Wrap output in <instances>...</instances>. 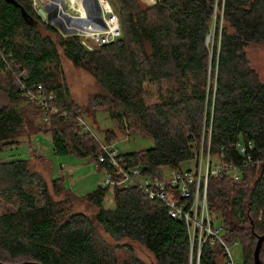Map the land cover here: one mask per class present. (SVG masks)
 Returning a JSON list of instances; mask_svg holds the SVG:
<instances>
[{"label": "trees", "instance_id": "16d2710c", "mask_svg": "<svg viewBox=\"0 0 264 264\" xmlns=\"http://www.w3.org/2000/svg\"><path fill=\"white\" fill-rule=\"evenodd\" d=\"M16 1L31 21L20 7L0 0V90L8 99L0 107V153L19 144L30 128L29 134L52 135L55 154H75L98 162L105 172L112 170L99 161L97 139L73 117L55 114L45 126L37 123L42 108L28 101L8 68L20 65L28 72V86L42 83L54 94L56 106L85 116L65 78L62 51L100 87L89 97L88 110H105L119 129L154 140L151 148L122 153L129 166H141L146 175L162 176L164 167L181 169L195 160L202 142L207 151L209 139L210 154L241 167L245 156L239 142L254 145V160L264 156V82L247 55L250 45H264V0L219 4L216 16H222L224 26L217 27L212 48L207 38L216 0H157L154 6L115 0L123 36L93 49L83 36L64 35L48 24L34 0ZM104 135L112 142L114 132ZM34 165L31 159H0V196L10 205L0 212V261L149 264L125 242L136 241L157 264H190L187 223L172 217L166 204L150 200L136 187H115L114 206L107 208L108 186L79 196L65 188L62 178L51 181L55 197ZM241 169L239 179L228 173L209 177L208 206L224 240L242 244L243 264H255L258 237L264 234V163ZM82 202L95 211L74 210ZM211 239L202 247L200 264H218L217 258L225 256L221 242ZM260 258L264 264V242Z\"/></svg>", "mask_w": 264, "mask_h": 264}, {"label": "built area", "instance_id": "2783aa9c", "mask_svg": "<svg viewBox=\"0 0 264 264\" xmlns=\"http://www.w3.org/2000/svg\"><path fill=\"white\" fill-rule=\"evenodd\" d=\"M98 2L101 8L102 22L98 18L88 17L83 0L81 3L72 1L69 8L75 13H71L64 0H34V5L37 12L39 7L47 8L48 14L56 24H52L48 18H44V20L58 28L62 34H79L83 36L86 43L98 47L117 42L123 36L122 23L112 1L98 0ZM224 2L225 0H216L215 16L219 10V4L223 8ZM8 68L15 83L24 91L28 101L42 108L44 121H48L49 117L55 114L73 117L84 133H90L97 139L102 149L98 157L99 161L109 163L112 168V170L106 171L105 184L108 187L113 190L115 187L141 189L150 200L166 204L172 217L182 219L187 223L191 241L190 264H200L201 250L208 238H212V241L218 240L224 246L225 264H242L234 260L228 243L222 237V226L212 224L207 198L208 181L210 176H223L226 173L232 178L239 179L242 176V167L250 163H264V156L257 160L253 159L254 145L252 143L247 145L243 142L237 143L239 152L245 156L242 167L234 162H225L223 156L216 157L218 161L214 162V156L210 154V139L208 138L207 151L204 142H202L196 153L193 166L185 169L168 168V176L165 175L164 168L162 176L146 175L141 166H129L115 146L102 142L85 116L64 111L56 106L54 94H48L42 83L28 86L26 84L28 77L26 69L21 68L20 65L14 67L10 64H8ZM195 246L197 255L194 259Z\"/></svg>", "mask_w": 264, "mask_h": 264}, {"label": "rangeland", "instance_id": "374dc122", "mask_svg": "<svg viewBox=\"0 0 264 264\" xmlns=\"http://www.w3.org/2000/svg\"><path fill=\"white\" fill-rule=\"evenodd\" d=\"M72 1L81 3V0H64L71 13H75L71 8H69V6L72 4ZM140 2L146 6H154L157 0H152L151 3L148 0H140ZM220 11L221 9L219 8L218 14H220ZM218 26L220 28L224 26V19L222 16L218 18L214 15L211 37L209 38L211 48L214 44ZM61 54L62 69L72 92V96L82 107V109L87 111L84 112L85 118L92 126L96 136L104 143H111V145L115 146L120 153L138 152L143 149L153 147L154 140L152 138L147 137L139 132L127 133L124 132L123 129H119L109 117L107 111H94L87 109L89 97L95 92L99 91L100 87L95 78L90 73L75 67L62 51ZM247 55L249 57L250 63L257 70L260 78L264 82V45H250L247 48ZM7 103L8 99L6 95L0 90V107ZM36 122L42 124V126H45L46 124H44V122L47 121H44L42 116L41 119L36 118ZM28 130H30V128H26V132L19 138V144L12 147H7L0 153L1 160L31 159V163L35 164V168L40 170L48 180L49 189L52 195H54V191L51 181L55 178H62L65 188L79 196H84L99 186L107 187L105 184L106 172L100 168L98 162L81 158L75 154L57 155L53 150L52 135L50 133L39 132L33 135L29 134ZM107 130L114 132V135L111 139L112 142L109 140H104V133ZM216 157L218 156H214V162L218 161V158ZM194 164L195 161L193 160L187 161L184 162L181 167L185 169L193 166ZM167 169V167H164L166 176L169 175ZM113 191L114 190L111 187H108L104 202L107 208H112L114 206ZM8 209H10V205L6 203L5 200L0 196V212H4ZM74 210L92 213L95 211V208L90 207L85 202H82L76 204ZM101 234L110 243H115L114 240L104 232ZM125 242L129 243L130 246L133 247L135 254L142 260L149 264H157L154 255L145 246L136 241ZM228 245L234 260L243 264L244 253L242 244L238 242V240H234L230 241ZM217 263L225 264V256L220 255L217 258Z\"/></svg>", "mask_w": 264, "mask_h": 264}, {"label": "water", "instance_id": "95a60500", "mask_svg": "<svg viewBox=\"0 0 264 264\" xmlns=\"http://www.w3.org/2000/svg\"><path fill=\"white\" fill-rule=\"evenodd\" d=\"M13 4H15L16 6L20 7L21 8V12H22V15L23 17L25 18L26 21H31V17L30 15L28 14V12L25 10V8L20 4L18 3L16 0H7ZM84 1V5L86 7V11H87V15L88 17L90 18H98V20L100 19L101 22H102V18H101V8H100V5H99V2L98 0H83ZM113 5L115 6V8H117V3L115 0H111ZM47 8L45 7H39L38 8V13L40 14V16L44 19V18H48V20L52 23V24H56L53 22L50 14H48ZM59 25V24H58ZM61 26V25H59ZM61 28H63L61 26ZM65 30V29H63ZM209 35H208V38H207V42H209ZM84 44L89 48V49H93L94 47L88 43H86L84 41ZM264 242V234L260 235L258 237V241H257V245H256V248H255V252H254V263L255 264H263L262 261H261V258H260V249H261V246H262V243ZM0 264H8V263H5V262H2L0 261ZM18 264H42L40 262H36V261H24V262H21V263H18Z\"/></svg>", "mask_w": 264, "mask_h": 264}, {"label": "crops", "instance_id": "0c3cea01", "mask_svg": "<svg viewBox=\"0 0 264 264\" xmlns=\"http://www.w3.org/2000/svg\"><path fill=\"white\" fill-rule=\"evenodd\" d=\"M150 3H151V1L150 0H148Z\"/></svg>", "mask_w": 264, "mask_h": 264}, {"label": "bare ground", "instance_id": "6f19581e", "mask_svg": "<svg viewBox=\"0 0 264 264\" xmlns=\"http://www.w3.org/2000/svg\"><path fill=\"white\" fill-rule=\"evenodd\" d=\"M230 161V160H229Z\"/></svg>", "mask_w": 264, "mask_h": 264}]
</instances>
